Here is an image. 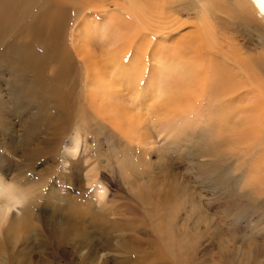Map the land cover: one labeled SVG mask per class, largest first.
Instances as JSON below:
<instances>
[{
  "label": "bare ground",
  "instance_id": "obj_1",
  "mask_svg": "<svg viewBox=\"0 0 264 264\" xmlns=\"http://www.w3.org/2000/svg\"><path fill=\"white\" fill-rule=\"evenodd\" d=\"M58 1L0 0V40H4L7 30L16 34V38L2 43L8 44L9 55L0 53V64L10 66L12 71L5 82L15 81L16 69L31 63L26 67L33 80L19 83V87L34 89L47 97L52 113L48 121L56 134L60 132L56 127L65 126L73 114L71 84L66 83L77 58L85 67L86 83L92 84L87 88L89 108L125 135L139 137L140 128L150 122L154 92L161 96L164 109L160 119L172 124L164 123L170 131L179 125L177 122L182 123V118L188 119L191 111H198L193 107L195 102L207 108L226 107L231 118L239 117L244 123L238 122L235 150L240 153L260 146L254 162L259 170H255V176L252 174L256 182L264 180V0ZM187 8L196 18L191 22L193 29L175 35L177 29L188 26L189 21L183 20ZM72 17L81 20L74 23ZM247 34L256 38L254 47L247 45L251 41L237 42V36ZM83 43H96L102 49L95 53ZM44 66L50 68L49 82L44 80ZM212 112L208 114L213 116L217 111ZM207 119L210 123L211 118ZM227 149L234 150L216 141L206 153L228 158L234 151ZM24 178L27 180V176ZM14 179L17 181L15 176ZM48 189L39 195L45 198L44 206L54 211L50 209V218L34 215L36 221L43 222L45 232V241L35 244L37 229L31 219L23 218L32 214L33 208L22 207L24 202L18 193L0 182V192L4 194L0 197V264H71L74 257L70 256L81 251H85L81 264H106V249L130 254L140 248L136 235L117 234L120 238L115 248L112 237L107 236L112 232H132V226H137L134 222L115 221L103 212L93 211L89 204L83 208L76 197L64 194L57 198L53 196L55 189ZM58 211L63 216L57 220L52 215ZM47 221L55 222L46 226ZM98 227L102 238L96 240L89 229ZM69 241L73 248L62 249ZM38 248L43 256L34 252ZM143 252L142 257L124 256L120 264H155L169 253L165 246L161 251L154 249L155 253Z\"/></svg>",
  "mask_w": 264,
  "mask_h": 264
},
{
  "label": "rangeland",
  "instance_id": "obj_2",
  "mask_svg": "<svg viewBox=\"0 0 264 264\" xmlns=\"http://www.w3.org/2000/svg\"><path fill=\"white\" fill-rule=\"evenodd\" d=\"M68 11L71 14V10ZM80 17L78 20L72 17L74 23H79ZM183 20L189 21L188 26L177 29L175 35L193 29L191 22L196 18L192 10L186 9ZM15 35L13 30L6 31L4 40H0V53L9 55L8 44L2 43L16 38ZM236 40L251 41L247 45L254 47L256 38L247 34L237 36ZM83 44L95 53L102 49L96 43ZM254 52L256 50L250 51L251 54ZM2 64L0 182L18 193L24 202L22 207L33 208L32 214L23 218L31 219L37 229L38 235L33 236L37 238L35 244L45 241V232L43 222L36 221L34 215L50 218L52 209L44 206L45 198L39 194L53 187L56 191L54 197L69 194L76 197L83 208L89 204L93 211L103 212L110 219L137 225L132 226V232L107 235L113 239V248L121 236L130 235L138 236L141 245L130 254L106 249V264H120L121 259L129 255L142 257L145 255L143 250L155 253L154 249L161 251L163 246L169 253L155 260V264H264V192H261L264 180L256 182L253 177L255 170H259L255 163L260 146L240 153L235 150L233 144L237 140L238 122L244 123L238 120L239 117L231 118V111L226 107L207 108L195 102L193 107L198 111L190 112L188 119L191 121L182 118V123H175L178 126L170 131L168 125L172 124L160 119L164 109L161 96L154 92L150 122L140 128L139 137L133 133L125 135L103 120L96 110L89 108L87 88L92 84L86 83L85 67L75 58V66L66 83L71 84L69 97L73 114L65 126L56 127L60 131L56 134L55 127L48 121L52 113L48 110L47 97L34 89L19 87V83L33 80L34 76L26 67L31 63L16 69V80L9 84L5 81L12 71L10 66ZM46 66L42 73L44 80L49 82L50 68ZM147 70L145 74L148 76L149 68ZM157 102H160L158 108ZM215 110L217 112L210 116ZM207 118L213 120L210 119L209 123ZM216 122L219 123L217 127L213 126ZM216 141L234 148V154L228 158L207 155L208 147ZM227 150L233 153L231 149ZM34 176L37 179H33ZM0 197H4L1 192ZM58 212L52 215L58 217L57 220L63 216L61 211ZM53 222L47 221L46 226L53 225ZM86 224L92 228L91 222ZM95 229H89L90 234L96 240L102 238L100 228ZM69 247L73 248L70 241L62 249ZM34 252L43 256L41 248ZM84 254L85 251H81L71 255L74 257L71 264H81ZM59 263L66 264L67 261Z\"/></svg>",
  "mask_w": 264,
  "mask_h": 264
}]
</instances>
